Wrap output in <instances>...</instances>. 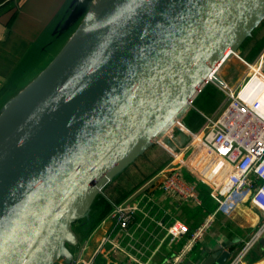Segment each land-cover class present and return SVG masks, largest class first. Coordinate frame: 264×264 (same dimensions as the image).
<instances>
[{
	"label": "water",
	"instance_id": "obj_1",
	"mask_svg": "<svg viewBox=\"0 0 264 264\" xmlns=\"http://www.w3.org/2000/svg\"><path fill=\"white\" fill-rule=\"evenodd\" d=\"M95 1H72L62 29L78 22L75 30L0 108L1 117L53 77L0 140V264L71 263L80 243L73 225L90 218L105 187L151 145L172 158L191 140L188 130L202 124L184 118L199 111L208 84L224 96L220 69L243 59L242 44L264 20V0H104L65 51ZM232 256L221 242L187 264H227Z\"/></svg>",
	"mask_w": 264,
	"mask_h": 264
},
{
	"label": "built area",
	"instance_id": "obj_2",
	"mask_svg": "<svg viewBox=\"0 0 264 264\" xmlns=\"http://www.w3.org/2000/svg\"><path fill=\"white\" fill-rule=\"evenodd\" d=\"M241 60L246 70L240 81L235 86L225 81L218 85L224 98L217 110L211 115L204 114L198 131L188 130L191 140L177 153H172L166 166L123 201L112 203L111 210L78 245V252L69 264H101V258L105 257L109 264L110 254L114 253L122 257L119 264H157L154 255L147 254L153 251L154 241L159 238L161 244L166 241L169 244L185 237L182 249L161 263L180 264L187 251L214 224L219 211L231 212L241 199L249 197L250 205L264 216V47L254 61ZM198 134L201 138L195 140ZM179 154L182 159L177 161ZM200 161L209 168L210 180L205 181L194 171V165ZM184 169L207 184L218 203L216 211L193 230L168 210H162V201L167 198L201 204L197 184L184 178ZM233 196L235 200L231 199ZM263 229L264 220L261 229L244 244L230 264H239L240 257ZM99 231L103 233L91 249L90 241ZM58 262L68 264L62 258Z\"/></svg>",
	"mask_w": 264,
	"mask_h": 264
},
{
	"label": "crops",
	"instance_id": "obj_3",
	"mask_svg": "<svg viewBox=\"0 0 264 264\" xmlns=\"http://www.w3.org/2000/svg\"><path fill=\"white\" fill-rule=\"evenodd\" d=\"M72 1L0 0V108L7 99L24 88L49 64L75 30L78 22L69 24L65 26L64 30L62 29L63 21L68 18V13L71 12L73 5H76ZM263 47L256 53H252L247 48L243 53L240 51V55L242 56L243 54V56L248 57L247 60L243 58L246 61H254ZM229 63H233L230 64V68H228ZM225 68H227L226 71ZM245 70L246 65L239 58L232 57L220 69V75L229 85L235 86L240 81ZM223 97L222 95L220 101L213 109H200L196 106L200 111L196 110L202 116V121L197 127L193 128H199L203 124L204 114L211 115L217 110ZM193 118H195L194 115L190 118V123L195 125L196 118ZM176 158L179 161L182 159V155L179 154ZM193 169L198 175L204 177L205 181L210 180L209 168L205 166L203 161L195 164ZM234 198L233 196L231 199L235 200ZM230 204L231 201L227 205L229 206ZM197 205L167 198L162 201V210H168L169 214L183 220L181 218L183 208L185 206L195 207ZM254 210L253 208L247 209L241 206L237 212L235 210L232 214H230L232 211L227 213L219 211L214 224L209 228L204 237L187 251L180 264H187L190 260L197 258L203 249L210 248L221 242H227L228 248L233 251V256L227 263L230 264L239 255L240 250L244 247L243 245L257 232L256 230L262 217L258 216V213ZM92 230L93 228L87 235ZM102 233V231H99L93 236L90 241L91 249L96 246ZM261 236L258 237L261 239L257 238L249 250L240 257L241 261L239 264H264V231ZM79 237L81 238V234ZM83 240L82 238L80 239L79 245ZM164 243L161 244L158 238L151 247L154 252L147 253L149 257L154 255L153 260L157 264H161L167 257L177 254L185 244V237L169 244H167L168 241ZM239 246L243 247L237 251ZM72 250L76 254L78 246L73 247ZM110 259L109 264H114L113 261H117L119 264L122 257L118 253H114L113 255L110 254ZM107 260L106 257L101 258V264H106ZM121 264L125 263L121 262ZM126 264L135 263L130 262Z\"/></svg>",
	"mask_w": 264,
	"mask_h": 264
},
{
	"label": "trees",
	"instance_id": "obj_4",
	"mask_svg": "<svg viewBox=\"0 0 264 264\" xmlns=\"http://www.w3.org/2000/svg\"><path fill=\"white\" fill-rule=\"evenodd\" d=\"M263 46L264 20L252 32V35L244 41L240 51L243 53L249 48L252 53H256ZM242 57L246 60L248 58L243 56V54ZM201 97H203L202 102L205 103L206 108H202L201 106L197 107L200 109H213L220 101L222 93L214 84H208L199 95L198 99H201ZM190 112L186 115L184 121L190 127H197L202 121V116L196 110H191ZM192 115L196 118L195 125L190 123ZM170 160L171 157L165 154L157 144L151 145L105 187L103 194L97 197L92 206L90 218H84L73 225L76 233H78V235L83 234L87 229L88 233L111 210V202L119 203L123 201L135 189L162 169ZM183 176L189 181L196 182L202 201L200 205L195 207L185 206L183 208V215H181V218L188 223L190 229L193 230L205 216L212 213L217 208L218 203L213 200L210 195L211 190L205 183L191 175L186 169L183 170ZM82 228L83 231L81 230Z\"/></svg>",
	"mask_w": 264,
	"mask_h": 264
},
{
	"label": "bare ground",
	"instance_id": "obj_5",
	"mask_svg": "<svg viewBox=\"0 0 264 264\" xmlns=\"http://www.w3.org/2000/svg\"><path fill=\"white\" fill-rule=\"evenodd\" d=\"M104 0H96L95 5L92 7L87 19L85 20L84 25L80 28V30L76 33V35L72 38L69 45L66 47V50H69L71 46L79 39L84 30L87 23L91 20V15L99 10L102 6ZM53 77L49 79H45L42 83H39L35 87L31 88L28 92L21 95L20 97L13 100V102L6 108L3 115L0 117V140L4 137V135L13 127V125L20 119V117L27 111L30 105L34 102V100L46 89L47 85L50 83ZM177 124L178 121L176 122ZM181 126V124H180ZM170 134V131H169ZM201 136L198 134L195 137V140L200 139ZM164 143V141H162Z\"/></svg>",
	"mask_w": 264,
	"mask_h": 264
},
{
	"label": "rangeland",
	"instance_id": "obj_6",
	"mask_svg": "<svg viewBox=\"0 0 264 264\" xmlns=\"http://www.w3.org/2000/svg\"><path fill=\"white\" fill-rule=\"evenodd\" d=\"M95 5V4H94ZM230 64H233V63H229V65H228V68H230ZM226 69L227 68H225V71H226ZM202 98L203 97H201V99H198L196 102H195V105L196 106H201V107H205V103H203L202 102ZM224 98V97H223ZM206 108V107H205ZM180 128L178 129V128H176L175 129V136H174V139L176 140V141H178V142H181V143H184L185 141H186V138L185 137H183V138H180ZM169 133V132H168ZM168 137H166L165 139H164V142L167 144L168 143ZM158 145V144H157ZM158 147L165 153V154H167L166 153V151L160 146V145H158ZM171 161V160H170ZM188 172H189V170H187ZM191 173V172H190ZM192 175V174H191ZM193 176H194V174H193ZM196 176V175H195ZM197 178V177H196ZM241 206H243L244 208H247V209H252L253 208V210L255 209L254 207H252L251 205H250V202H249V197L248 198H243V199H241L240 201H239V203L237 204V206L232 210V212L230 213V214H232L235 210V212H237L239 209H240V207ZM252 207V208H251ZM255 212H257L258 214V216H260V217H262V220L260 221V223H259V225H258V228H257V230L256 231H258L259 229H261V227H262V224H263V220H264V216L258 211V210H254ZM256 231H254V232H256ZM263 231H264V229H263ZM263 231L259 234V236L258 237H260L262 234H263ZM253 232V233H254ZM262 237V236H261ZM81 239V238H80ZM250 239V238H249ZM248 239V240H249ZM259 240L261 239V238H258ZM258 240V241H259ZM257 241V242H258ZM244 246V245H243ZM243 246H239V248L237 249V251H239L240 249H241V247H243ZM76 253H77V251H76Z\"/></svg>",
	"mask_w": 264,
	"mask_h": 264
}]
</instances>
